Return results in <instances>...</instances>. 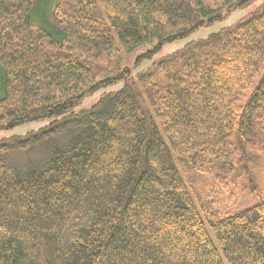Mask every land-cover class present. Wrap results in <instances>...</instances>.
I'll use <instances>...</instances> for the list:
<instances>
[{"label": "trees", "instance_id": "trees-1", "mask_svg": "<svg viewBox=\"0 0 264 264\" xmlns=\"http://www.w3.org/2000/svg\"><path fill=\"white\" fill-rule=\"evenodd\" d=\"M253 1L0 0V132H70L23 176L0 138V264H264V200L224 215L183 172L264 186V0L138 75L122 56Z\"/></svg>", "mask_w": 264, "mask_h": 264}, {"label": "rangeland", "instance_id": "rangeland-1", "mask_svg": "<svg viewBox=\"0 0 264 264\" xmlns=\"http://www.w3.org/2000/svg\"><path fill=\"white\" fill-rule=\"evenodd\" d=\"M262 3L263 0H254L249 5L229 12L222 20H217L211 25L203 26L184 39L167 43L157 51H154V44L142 45L132 52H126L123 49V65L129 67L134 75H138L152 68L153 65L167 55L182 49L188 43L206 38L212 33L219 32L223 28L235 26L240 20L256 10ZM150 51L154 52L148 55ZM123 85L124 83H118L101 89L93 95L87 96L75 109L80 110L82 108H88L99 100L104 93L118 90ZM49 123V120L34 121L0 132V138L9 139L8 143L10 144L9 150L4 154V159L9 166L15 169L18 175L23 176L34 170L44 169L52 154L57 149L63 147L69 139L70 132L65 131L54 138L35 142L27 147H22L20 145L21 142L26 140L24 136ZM262 157L263 158L260 159L258 158L256 162L259 165L264 164V152ZM175 161L180 171H182L179 161L177 159H175ZM183 172L187 175L184 174V178L195 197L196 194L199 197V204L202 205L205 202H211L214 208L224 215L251 206L259 200H264V186L260 188V186L257 185L258 189L254 190L251 186H248L249 181L246 177H243L237 184H234L230 181H218L214 176L210 175L199 176L188 172L186 169H183ZM208 229L218 247L210 227H208Z\"/></svg>", "mask_w": 264, "mask_h": 264}]
</instances>
